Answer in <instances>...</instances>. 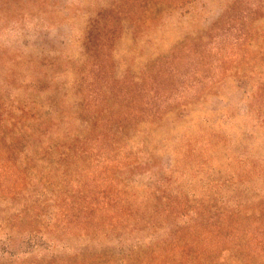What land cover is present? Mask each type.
Listing matches in <instances>:
<instances>
[{
    "label": "rangeland",
    "instance_id": "1",
    "mask_svg": "<svg viewBox=\"0 0 264 264\" xmlns=\"http://www.w3.org/2000/svg\"><path fill=\"white\" fill-rule=\"evenodd\" d=\"M186 1L0 0L1 127L18 109L28 113L22 128L34 114L57 112L68 124L51 129L50 139L66 129L81 138L83 122H98L91 137L103 126L116 142L103 138L92 158L102 155L114 166L149 155L157 160L129 175L136 195L165 177L173 201L180 192L192 207L214 204L215 219L238 203L260 207L264 102L255 101L264 100V0ZM209 92L217 95L203 101ZM186 105L195 109L192 118L164 139L149 141L143 127L124 122L136 115L138 124L148 123ZM88 172L96 168L74 167L69 189L92 191ZM0 186L6 227L22 198L11 202L9 185L0 180ZM133 240L150 242L143 234ZM120 246L115 236L84 241L74 233L55 241L47 232L30 238L7 228L0 230V264H72L79 255L90 261L100 249Z\"/></svg>",
    "mask_w": 264,
    "mask_h": 264
},
{
    "label": "trees",
    "instance_id": "2",
    "mask_svg": "<svg viewBox=\"0 0 264 264\" xmlns=\"http://www.w3.org/2000/svg\"><path fill=\"white\" fill-rule=\"evenodd\" d=\"M189 1L195 0L186 3ZM139 27L137 24L135 29ZM260 102L264 100L255 101ZM52 104L56 106L58 101L53 99ZM192 107L186 105L177 109L176 115L163 114L148 123L138 124L136 115L126 116L124 122L143 127L149 141V136L156 135L164 139L181 121L192 118ZM16 113V117L4 120L7 129L0 125V180L9 185L8 200L22 198V207L5 220L8 226L1 220V231L11 228L30 238L47 232L55 241L74 233L84 241L111 236L119 239L120 248L104 247L90 261L79 255L72 264H264V201L260 207L249 208L238 203L215 219L209 216L214 204L192 207L180 192L173 201L165 177L138 196L128 186L129 175L144 165H156L154 156L143 162L131 158L122 166H114L102 155L92 158V149L101 145L103 138L108 137L106 140L114 145L116 142L103 133V126L100 136L91 137L98 132V122H83L86 134L81 138L66 129L64 137L55 134L54 140L50 139L51 129L68 124L61 116L56 117L57 112L34 114L33 124L26 128L22 126L27 111L18 109ZM258 122L264 127V116ZM80 164L96 168L95 174L87 173L94 184L92 191L80 186L75 192L69 189L76 181L71 170ZM177 175L173 172L171 178ZM101 177L106 180L100 184ZM135 234L146 235L150 242H133Z\"/></svg>",
    "mask_w": 264,
    "mask_h": 264
}]
</instances>
